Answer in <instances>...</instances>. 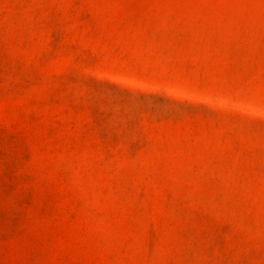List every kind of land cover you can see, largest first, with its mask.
I'll return each instance as SVG.
<instances>
[{
    "label": "rangeland",
    "instance_id": "374dc122",
    "mask_svg": "<svg viewBox=\"0 0 264 264\" xmlns=\"http://www.w3.org/2000/svg\"><path fill=\"white\" fill-rule=\"evenodd\" d=\"M0 264H264V0H0Z\"/></svg>",
    "mask_w": 264,
    "mask_h": 264
}]
</instances>
